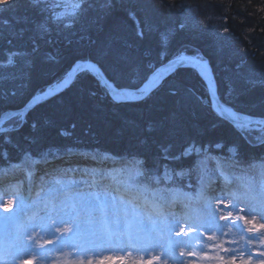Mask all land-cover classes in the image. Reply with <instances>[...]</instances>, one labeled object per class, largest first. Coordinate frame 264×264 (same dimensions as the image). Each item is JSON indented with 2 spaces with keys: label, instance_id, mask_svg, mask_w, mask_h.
I'll return each mask as SVG.
<instances>
[{
  "label": "trees",
  "instance_id": "obj_1",
  "mask_svg": "<svg viewBox=\"0 0 264 264\" xmlns=\"http://www.w3.org/2000/svg\"><path fill=\"white\" fill-rule=\"evenodd\" d=\"M88 2L91 23L82 20L71 30L50 24L47 42L34 30L41 14L31 6L32 0H6L0 5V64L7 62L9 50L26 54L13 58L11 67L18 78L0 79V113L22 107L31 95L55 85L77 57H95L96 50L111 43L120 59L102 58L101 64L117 86L139 85L148 65L158 64L163 48L198 51L211 66L219 98L243 114L264 117V0H110L114 6L107 14L105 0ZM137 22L143 36L137 34ZM34 42L37 52L32 51ZM61 129L70 135H60ZM9 138L11 142H6ZM189 140L212 144V155L221 161L231 155L230 146L238 145L241 164L234 173L249 182L250 171L264 190V146L250 143L218 119L204 79L192 68L166 77L145 99L122 103L106 95L91 75L80 74L69 87L28 112L18 130L0 135V164L19 161L25 151L39 154L49 146L104 152L130 163V154L141 153L151 164L160 145L170 144L176 153ZM217 142L225 147L215 149ZM192 159L169 166L179 169ZM247 161L256 167L249 169ZM208 163L215 167V161ZM195 174L189 180L178 179L176 187L193 184Z\"/></svg>",
  "mask_w": 264,
  "mask_h": 264
},
{
  "label": "snow or ice",
  "instance_id": "obj_2",
  "mask_svg": "<svg viewBox=\"0 0 264 264\" xmlns=\"http://www.w3.org/2000/svg\"><path fill=\"white\" fill-rule=\"evenodd\" d=\"M31 6L40 11L41 19L36 22L34 30L38 37L44 38L45 42L51 34L50 24L63 25L64 29L71 30L74 24L80 23L82 20L85 25L91 23L87 19L91 8L88 0H44L43 8H41V0H32ZM113 6L110 0H105V13H110ZM57 9L63 10L57 11ZM44 12L48 13L47 17H44ZM132 18L135 19L134 16ZM96 22H99V17ZM137 34L143 36L139 22H137ZM166 39L167 37H165V41ZM38 50L39 46L34 42L32 51L37 52ZM21 55L26 54L9 50L7 63L0 64V79L18 78L15 73H10L9 77H5L3 69L14 66L13 58ZM107 57H113L115 60L120 59L114 52L111 43H106L96 50L95 57L91 54L77 57L73 63L72 71L66 73L57 82L55 90L49 85L47 89H42L39 93L31 95L18 111L0 113V135L18 130L26 122L28 112L47 98L55 96L58 91H63V88L74 78L78 79L80 74L91 75L104 89L106 95L111 96L118 103L145 99L166 77L178 75L183 68H192L202 78H209V62L198 51L188 54L186 49L168 52L167 48H163L158 53V64L148 65L146 74L140 77L139 85L120 87L107 76L106 70L101 64V59ZM48 58L54 59L50 56ZM20 78L23 79V74ZM135 78L134 75L133 80ZM211 83L214 84V81ZM20 87L23 89L26 85L22 83ZM12 95L16 96L19 93L13 92ZM212 95L216 94L212 93ZM212 107L221 122L229 123L234 129L243 133L249 138L250 143L264 146V119H257L252 115L235 110L228 102L222 101L219 96H216L212 101ZM6 120L13 121L14 126L7 127ZM37 127L38 124L34 122L32 128L36 129ZM73 127L75 126L73 125ZM59 134L70 135L63 129L59 130ZM6 142H11L10 138ZM212 147V144H198L195 140H189L179 152L173 153L172 145L162 144L159 146L158 156L153 159L151 164H149L146 155L133 153L130 154L132 162L118 169L107 168V162L111 158L108 153L80 151L73 147L61 150L59 147L49 146L46 151L39 153L38 159H34L30 152L25 151L23 160L30 161L25 175L28 182L26 189L28 195L25 197L20 194L19 203L22 210L24 208L32 209V215L29 217L32 230L39 228L45 234H52L54 227L59 230L60 226L71 225V227L63 228V232L70 233V235L60 237L63 243H68V246L71 247H79L83 250L88 244L127 242L151 248L161 247L163 246L161 241L167 240L166 251L171 252L184 242L171 239V234L176 231L181 222L180 219H177L175 211L176 206L180 203L175 198V193L178 191L176 188L178 179L195 171L200 181L195 199L203 203V212L195 221L189 217L188 231L185 232L181 229L177 232V235H183L188 240L192 238L189 236L190 232L198 233L201 228L222 231L221 226L216 224L214 200L224 208H234L235 203L227 204L225 197L239 202L247 199L254 191L251 186H244V191H225L224 188H221L220 196L213 194L215 190L212 185L217 181L225 186L233 185L235 180L233 173L239 168L241 161L238 157V145L228 148L231 155L223 161L212 155ZM214 147L222 149L225 146L217 142ZM4 156L6 157L7 153H4ZM72 157H79L85 162L91 161L94 166L74 164ZM189 158H193L190 165H181L179 169L169 166V162H179ZM211 161H215L214 179L208 175V162ZM247 164L249 169L256 167L252 161H247ZM38 165L44 166L39 170V174ZM13 166L20 167L18 164ZM261 168L264 169V164L261 165ZM240 170L243 171V169ZM26 199H31V204L25 205ZM188 206L189 201L185 200L183 207ZM260 214L264 217V209ZM231 216L232 212L229 211L228 215L222 216L220 219L230 221ZM237 219L244 220V217L238 216ZM250 222L245 220V223ZM233 226H235L234 222ZM19 227L23 228V231L17 232L13 261L22 254L33 253L38 243L29 234L28 228H24L23 225ZM262 229H264V224H261L259 229L253 225V228H249L248 231ZM25 237L31 243H26ZM249 239L251 240V238ZM47 250L44 249V251ZM225 251L228 250L225 249ZM183 255L184 253L181 252V256ZM188 255H195V253L188 252ZM229 255L234 256V251L229 252ZM259 255L264 256V252ZM0 264H5L2 252H0ZM220 264H235V261H225L220 258ZM261 264H264V261H261Z\"/></svg>",
  "mask_w": 264,
  "mask_h": 264
},
{
  "label": "rangeland",
  "instance_id": "obj_3",
  "mask_svg": "<svg viewBox=\"0 0 264 264\" xmlns=\"http://www.w3.org/2000/svg\"><path fill=\"white\" fill-rule=\"evenodd\" d=\"M5 2L6 0H0V5L3 6ZM62 10L57 9V11ZM12 68L11 66L6 67L3 70L4 75L9 76L10 73H15ZM63 77L64 75L61 76V78ZM207 80L204 79L205 82ZM5 125L7 127L14 126L11 120H7ZM23 155L18 163L20 167H16L19 176L17 180L4 176L6 172L13 169L12 167L14 166L12 164L8 167H3L0 172L3 175V179L0 180V252L3 254L5 264H181V261H183V264H220V258L225 261L234 260L235 264H242V262L243 264H261V261H264V256L259 255V253L264 252V229L260 231L254 230L253 232L248 231L249 228H253V225H255L256 229H259V226L264 224V217L260 214L261 210L264 209V190L259 187L258 178L251 175L250 171H246L249 182L243 181V179H246L244 175L241 176L238 173V175L234 173L235 180L233 185L225 186L219 181L212 185L215 190L213 194L216 196L221 195V188H224L225 191H244V186H251L254 189L247 199L239 202L225 197L227 204L232 205L235 203L234 208H224L217 201H213V208L216 210V224L221 226L222 231L201 228L198 233H189V236L192 237L191 240H188L183 235H177V232L181 229L185 232L188 231L189 217H191L192 221H195L202 214L204 206L202 202L190 199L188 193L180 194V192H176L175 198L180 203L176 206L175 211L177 219H180L181 222L177 226L176 231L171 234V239L184 242L173 251H166L167 240L161 241L163 245L161 247L147 248L127 242H116L88 244L82 250L79 247L68 246V243H63L60 240L62 235H70V233L63 232V228L71 227V225L60 226L59 230L54 227L52 228V234H45L39 228L31 229L29 217L32 215V209L24 208L22 210L19 203V195L23 194L26 183V180H24L26 174L24 168L28 169L30 164V161L23 160ZM31 155L32 157L34 156L32 153ZM75 162H80V159L75 160ZM87 162L90 163L89 161ZM88 163H83L82 165L89 166ZM0 167H2V164ZM41 167L43 166L38 165L37 169ZM208 175L214 179L213 167L210 165L208 166ZM192 176L187 175L184 178L189 180ZM197 179L198 174L196 173L195 181ZM20 180H23V184H21ZM14 181H18V183H13ZM199 186L200 181L198 188ZM185 200L189 201L188 207H183ZM29 204H31V199H26L25 205ZM229 211L232 212L230 221L220 219V217L228 215ZM238 216H243L244 220H238ZM5 217H8V219H5ZM245 220L251 222L245 223ZM233 222L235 226H233ZM20 225L28 228L29 234L38 243L33 253L22 254L13 261V255L16 251L17 232L23 231V228L19 227ZM209 237L212 238L210 239ZM24 239L26 243H31L30 240H27V237ZM48 241H51V243H48ZM44 249L48 250L44 251ZM225 249L228 251H225ZM233 251L235 255H229V252ZM181 252L184 253L183 256H181ZM188 252L195 253V255H188Z\"/></svg>",
  "mask_w": 264,
  "mask_h": 264
},
{
  "label": "water",
  "instance_id": "obj_4",
  "mask_svg": "<svg viewBox=\"0 0 264 264\" xmlns=\"http://www.w3.org/2000/svg\"><path fill=\"white\" fill-rule=\"evenodd\" d=\"M72 66H73V64H72ZM72 66L70 67V69H69V71L68 72H71L72 71ZM209 67H210V72H209V78H208V80L206 81V85H207V88H208V93H209V98H210V102H211V105H212V101L216 98V96H218V94H217V86H216V82H215V79H214V76H213V73H212V70H211V66H210V64H209ZM67 72V73H68ZM74 76H75V74H74ZM75 79V78H74ZM74 79H73V81H74ZM72 81V82H73ZM212 81H214V84L213 83H211ZM72 82L71 83H69L66 87H64L63 88V90L64 89H66L67 87H69L71 84H72ZM56 87H57V83L55 84V85H53L52 86V88L55 90L56 89ZM47 89V88H46ZM61 91H58L57 92V94L58 93H60ZM212 93H215L216 95H212ZM109 97H111V96H109ZM112 98V97H111ZM128 101H139V100H128ZM23 107V106H22ZM22 107H20V108H22ZM20 108H18V109H15V110H7V111H5V112H15V111H18ZM4 113V112H3ZM254 118H257V119H264V117H257V116H253ZM7 121V120H6ZM5 121V122H6ZM34 156H39V154H35L34 153Z\"/></svg>",
  "mask_w": 264,
  "mask_h": 264
},
{
  "label": "bare ground",
  "instance_id": "obj_5",
  "mask_svg": "<svg viewBox=\"0 0 264 264\" xmlns=\"http://www.w3.org/2000/svg\"><path fill=\"white\" fill-rule=\"evenodd\" d=\"M77 159H80L79 157H72V161H73V163L74 164H76V163H79L81 166H83L82 164L83 163H85V164H87L88 162H84L83 160H80V162H75V160H77ZM83 161V162H82ZM82 162V163H81ZM38 167V166H37ZM39 173V172H38Z\"/></svg>",
  "mask_w": 264,
  "mask_h": 264
}]
</instances>
